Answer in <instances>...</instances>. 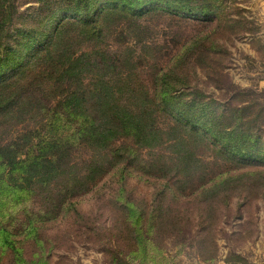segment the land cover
<instances>
[{
	"label": "rangeland",
	"instance_id": "1",
	"mask_svg": "<svg viewBox=\"0 0 264 264\" xmlns=\"http://www.w3.org/2000/svg\"><path fill=\"white\" fill-rule=\"evenodd\" d=\"M8 1L16 11L0 31V63L7 67L0 80V177L3 155L24 159V152L38 155V146L51 144L42 154L55 157L52 112H61L57 96L77 84L72 74L56 78L55 71L66 59L69 36L80 30L76 24L53 41L52 28L44 31L51 22L62 23L64 7L55 2L70 0ZM217 1L211 22L160 14L140 23L107 18L110 38L94 39L102 57L87 76L89 89L103 88V97L145 109L147 92L161 93V80L171 75L162 74L156 61L164 64L201 44L226 78L200 70L191 75L190 86L209 102L207 116L193 129L173 132L157 116L160 133L143 143L144 164L136 160L137 148L122 153L128 164L120 172L112 154L92 157L103 148L62 144L61 160L74 166L60 179L53 181L45 165L27 193L0 183V264H264V0ZM138 27L145 39L135 43L130 34ZM51 43L62 48V59L53 56ZM80 65L76 70L87 72ZM102 163L104 170L98 169ZM217 192L232 198L215 205Z\"/></svg>",
	"mask_w": 264,
	"mask_h": 264
},
{
	"label": "trees",
	"instance_id": "2",
	"mask_svg": "<svg viewBox=\"0 0 264 264\" xmlns=\"http://www.w3.org/2000/svg\"><path fill=\"white\" fill-rule=\"evenodd\" d=\"M60 4L64 7L59 12L62 23L53 24L51 22L45 26L44 31L52 28L49 40L53 41V36L55 37L57 32L74 28L76 24L79 25L78 36H69L66 42V59L58 63V69L55 71L56 78L63 74H72L77 84L75 88L66 86L64 93L57 96V100L59 99L57 104L61 107V112H52L50 137L55 146V157L46 160L42 154L47 148H52L51 144L38 146V155L31 156L29 151L24 152V159L17 160L16 155L11 156L12 158L6 155L2 156L5 163L1 165L4 166L5 173L0 177V183L4 182L7 186L16 190H24L26 193L29 192L32 181L37 182L42 178L45 165H50V173L54 175L53 181L60 179L63 173L70 171L74 166L69 161L61 160L60 153L64 155L60 148L62 144H66L69 150L81 144L87 147L95 145L99 149L103 148L100 153L98 150L97 155L92 157L102 159L108 154H112L111 159L114 160V167L119 168L120 172L128 164L125 160L127 158H124L122 153L131 154L137 148L138 157L136 160L144 164L140 154L147 148L143 146V143H148L147 140L155 141L160 133L157 131L160 130L156 125L159 123L156 120L157 116L168 121L167 128L172 132L179 126L193 129L200 119L207 116L209 102L199 98L201 94L190 86L191 75L200 70L208 78L210 73L217 78H226L223 68L213 63L215 59L209 58V50L201 44L192 51L175 52L164 64L156 61L155 66L158 65L162 74L170 73L171 75L169 80H161V84H159L161 93L159 91L147 92L145 109L134 107L127 99L107 95L103 97V88L89 89L87 76L94 72L102 57L99 52L94 50V39L102 35L106 40L110 38L106 26L108 17L129 16L140 23L141 20L144 21L160 14L172 20L196 21L201 19L211 22L217 18L216 3L213 0H70L68 3L66 1L55 2V5ZM15 11L12 1L7 0L5 3L4 0H0V31L10 27ZM77 18H79L78 21ZM140 30L139 28L130 34L135 43L142 41L137 39H145ZM47 40L48 37L45 41ZM43 43L37 42L39 45ZM51 46V53L56 60L62 59V48L58 44L51 43ZM209 59L212 60V63L209 62ZM133 61L134 59L130 58L129 62ZM79 65L80 67L86 66L87 72L86 70L83 72L82 68L76 70ZM6 69L7 67L0 63V80L6 76ZM159 87L156 86L155 89H159ZM150 89H152L151 86L148 91ZM186 92H190V98L184 97ZM102 103H104L102 106L98 105ZM100 107L104 113L99 112ZM147 107L151 115L148 114V111L146 112ZM196 111L198 114L193 118ZM64 112L67 123H62ZM170 139L176 141L175 136H170ZM126 141L131 142V147L126 144ZM115 142L122 143L116 146ZM123 163L125 165H122ZM102 164L98 169H105L103 167L105 164ZM106 164L109 165V163ZM223 184V182H219L217 185L222 187ZM204 192L201 191L200 196H203ZM221 198L228 201L232 196L217 192L212 201L215 200L216 205ZM136 216H138V218L136 217L138 223L144 221V212L137 213ZM4 232L6 235H3V241L7 242L10 235L8 231L4 230ZM13 243L12 241L9 245H14Z\"/></svg>",
	"mask_w": 264,
	"mask_h": 264
}]
</instances>
